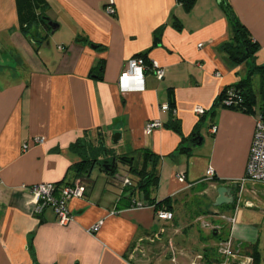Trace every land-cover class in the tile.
Returning <instances> with one entry per match:
<instances>
[{"label": "crops", "instance_id": "crops-1", "mask_svg": "<svg viewBox=\"0 0 264 264\" xmlns=\"http://www.w3.org/2000/svg\"><path fill=\"white\" fill-rule=\"evenodd\" d=\"M111 1L114 14L106 11ZM226 1L259 44L254 61L231 57L227 45L235 40L222 0H195L189 8L182 0H0V264H220L218 245L230 236L242 255L258 250L264 264V187L247 184L252 206L216 205L218 188L245 175L260 113L221 105L218 97L264 65V0ZM47 19L58 23L54 32ZM140 54L157 60L165 76L148 71L144 90L123 93L119 76ZM101 59L99 78L91 70ZM257 77L251 80L258 92ZM164 103L176 112L161 111ZM197 104L205 114L194 112ZM157 118L163 126L148 134L146 123ZM114 132L125 146L102 159L113 157L114 166L115 157H127L155 172L151 198L171 199L172 208L159 209L173 211L172 220L158 218L140 188L141 174L126 162L123 175H78L82 158L73 144L85 139L97 146ZM209 167L215 181L206 179ZM77 180L85 195L68 202L67 225L51 208L34 212L22 189ZM202 192L209 196L205 208L195 199L181 212ZM134 200L147 205L135 207ZM221 214H235V224Z\"/></svg>", "mask_w": 264, "mask_h": 264}, {"label": "built area", "instance_id": "built-area-1", "mask_svg": "<svg viewBox=\"0 0 264 264\" xmlns=\"http://www.w3.org/2000/svg\"><path fill=\"white\" fill-rule=\"evenodd\" d=\"M106 11L110 14L116 12L114 2L106 5ZM202 44H200L201 46ZM60 49L64 47L59 46ZM148 71H153L158 79H163L165 76V68L161 66L157 60L148 59L144 55H137L128 60V63L119 76V86L123 93L130 91H142L145 89V79ZM220 75V73H217ZM222 104L225 106L239 105L242 101L241 92L235 87H229L226 89V94L222 98ZM161 111L176 112V108L171 107L169 103H164L160 107ZM194 112L197 115H203L206 113V108L203 105L197 104L194 106ZM163 126V122L160 119H152L146 123V132L152 133L155 129ZM217 127H212V132H216ZM44 139L37 138L36 142H43ZM24 148H28V145H24ZM178 178L180 180L185 179L184 173H179ZM217 178L216 171L213 167H209L206 172V179L215 181ZM124 185H128V178L121 177ZM250 183L252 185L264 187V115L259 113L255 122V131L253 140L250 147L249 158L246 166L245 175L242 179L233 181V185H236L235 189V201L236 208L238 209L239 203L243 200V204L252 206L254 203L246 199V186ZM23 191H25L29 197L31 203H33L34 212L42 213L44 209L51 208L57 216V220L62 225H67L73 219V215L68 207V202L73 198H80L85 195V185L79 180L72 182H65L61 185L57 183H39L31 186L24 185ZM2 190V181H0V191ZM147 203L143 201L134 200L135 207L146 206ZM149 205V204H148ZM159 219L172 220L174 218V212L167 209H160L156 211ZM221 217L234 225L236 222L235 214L233 216H226L221 214ZM102 225V221H99L93 225L89 231L91 233L97 232ZM219 252L225 256V258H237L239 255V248L234 246L233 238L230 236L227 239L220 241L218 245ZM244 261H238L239 264H253V257L245 255ZM228 264V263H222Z\"/></svg>", "mask_w": 264, "mask_h": 264}, {"label": "trees", "instance_id": "trees-1", "mask_svg": "<svg viewBox=\"0 0 264 264\" xmlns=\"http://www.w3.org/2000/svg\"><path fill=\"white\" fill-rule=\"evenodd\" d=\"M186 7H191L195 0H182ZM222 6L224 8V11L229 17L230 23L232 25L233 29V35H234V44L227 45V49L230 52L231 57L236 62H243L249 59H252L254 61V55L256 53V50L259 48V44L253 40V38L250 36L249 30L245 25L241 23V21L238 19L235 10L232 6V4L226 0H222ZM47 25V23L45 22ZM93 46V45H92ZM96 46V45H95ZM144 55L145 54H140ZM105 68V61L101 59L96 67H94L91 70V75H96L99 78H102L103 71ZM260 75L261 79V87L260 91H255L253 88V83L251 80V77L253 75ZM229 87H235L241 92L243 101L239 105H233L228 107H235L245 110L246 112L253 113L255 112L256 108H259V112L264 115V65L263 66H255L250 74V77L248 80L241 81L240 83L236 85H230L224 89L222 94L218 97L217 103L222 104V98L226 94V89ZM260 94L259 101L261 104L259 105L258 102V94ZM174 105V103H171ZM173 129L181 134V125L175 124L173 126ZM101 146L92 145V143L89 140L85 139H78L73 144V149L79 153L81 156V160L77 163V173L80 176H89L91 173L93 167L96 164H99L100 170L107 172L109 175L114 176L117 172L118 162L127 163L130 166V170H132L134 173L141 174V179L139 181L140 188H142L143 192L145 193L146 197L149 198L148 204L149 205H155L157 210H160L159 208L162 207V205H165L167 209L172 208V205H170V198H166L162 201H157V199L151 198V192L152 190L157 188L159 177L155 172H149L145 171V169H139L134 166H132L130 159H127V157H115L116 161L114 163V166L112 165V159H102L109 157L108 155L111 152L110 149L104 148ZM104 149V151H103ZM101 150V156L99 158L97 157L100 154ZM111 163V164H110ZM105 164H108L110 168H105ZM217 179V178H216ZM65 182V181H64ZM70 182V181H66ZM62 182H57V185H61ZM134 201L132 202V204ZM156 210V211H157ZM253 258H254V264H260V253L258 250H255L253 252Z\"/></svg>", "mask_w": 264, "mask_h": 264}, {"label": "rangeland", "instance_id": "rangeland-1", "mask_svg": "<svg viewBox=\"0 0 264 264\" xmlns=\"http://www.w3.org/2000/svg\"><path fill=\"white\" fill-rule=\"evenodd\" d=\"M42 43L43 44H45V41H42ZM252 66L254 67V65L252 64ZM254 87H256L257 89H260V87H261V80H260V77H257V79H255V82H254ZM116 133H118V132H114V133H106V135L104 136L105 138L102 140V142L101 143H99L98 144V146H101V147H104V148H109L110 149V152L111 153H116V154H118V152L119 151H121L122 149H123V147L125 146V143L123 142V141H121V142H115L114 141V136L116 135ZM93 145V144H92ZM100 147V148H101ZM122 147V148H121ZM103 151H104V149H103ZM99 156H101V150H100V154L97 156L98 158H99ZM111 164V163H110ZM117 171H118V173L121 175H123V174H125L126 172H128V166L126 165V164H124V163H121V162H118V167H117ZM92 176L94 177V179L95 178H97V176L100 174V175H102L101 174V172H100V167H99V164H96L95 165V167H93V169H92ZM104 177H108L107 175H103ZM128 178V180H129V183L128 184H132V182H131V179L129 178V177H127ZM202 189H203V187H202ZM210 194V193H209ZM209 196H207L206 194H204L203 195V192L200 194V193H198L197 195H195V196H193V198H192V200L190 201L191 203H187L186 204V208H182L181 207V212H185V209H187L188 208V210H189V208H194L195 206V199H197V201H198V203H196L197 205H198V207L199 208H205V206H206V198H208ZM193 203V204H192ZM197 208V207H196ZM239 208V207H238ZM242 210V208L240 209V211ZM208 214V213H207ZM207 224H206V222H204V224H203V226H206ZM217 252H218V254H220L221 255V257L220 258H222L221 260V262H220V264H222V263H228V261L231 259V257H229V258H225V256H223L220 252H219V249L217 248ZM245 255H242L240 252H239V255H238V257L240 258H238V261L240 262V261H244V259H246L245 257H244ZM234 258V257H233ZM237 259V258H236Z\"/></svg>", "mask_w": 264, "mask_h": 264}, {"label": "water", "instance_id": "water-1", "mask_svg": "<svg viewBox=\"0 0 264 264\" xmlns=\"http://www.w3.org/2000/svg\"><path fill=\"white\" fill-rule=\"evenodd\" d=\"M47 20H48V25L51 27V32H54L59 26L58 23L50 19H47ZM93 47H95V45H93ZM119 138H120V133H116V135L114 136V141L117 142ZM105 167L110 168L108 164H105ZM235 189H236V185L219 187L216 205L220 206L225 203L234 204L235 203V198H234Z\"/></svg>", "mask_w": 264, "mask_h": 264}]
</instances>
